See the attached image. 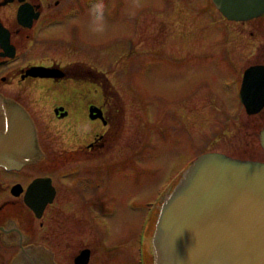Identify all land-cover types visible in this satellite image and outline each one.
<instances>
[{
  "label": "flooded vegetation",
  "instance_id": "af4514ba",
  "mask_svg": "<svg viewBox=\"0 0 264 264\" xmlns=\"http://www.w3.org/2000/svg\"><path fill=\"white\" fill-rule=\"evenodd\" d=\"M116 1V7H106L107 18L114 14L117 15L116 20L123 18L120 17L123 15V0ZM186 1H171L167 3V7L173 15L187 16L186 12H181L177 7ZM201 1L204 5L197 4L196 9L210 21L208 33L213 36L212 50L215 48V54L211 57H225V62L227 61L230 67L235 60L231 59L229 46L222 41H225V37L228 39L229 24L242 25L244 21L227 19L212 0L209 1L212 7L205 0ZM94 2L95 0H0V94L17 102L29 113L36 129L39 149L43 153L40 158L39 151L37 160L19 167L7 168L0 165V264H10L13 257L29 245L47 248L53 253L54 260L61 264L57 259L60 250L52 243L63 240V248L69 249L77 230H84L86 227L83 213L89 214L90 217L94 213L103 222L108 210L103 211L102 208L119 206L124 201V192L130 190L124 187L125 169L130 165L129 161L126 165V159H129L131 154L124 152L122 148L125 97L123 90L114 86V77L110 79L105 68V64L109 62L106 60L109 58V43L117 46L111 58L118 56L119 61L123 57L131 58L119 63L117 76L120 74L122 78L128 74L129 77H134L136 71L132 66H135L136 62L141 63V60L136 59L137 51L131 52L130 47L136 49L137 45H140L139 37H142V42L148 40V50L154 51L157 47L163 48L171 40L178 39V36L181 39L183 36L184 39H189L196 32V37H199V31L205 34L206 29L193 26L180 29L179 33L173 36L164 28V23L160 24L162 29L159 28L162 34L150 32L152 27L149 25H145L144 29L140 28L138 12L133 16L128 29H117V33L110 31L105 34L104 43L100 44L98 39L94 43L88 15V9ZM110 2L108 0V3ZM157 2L160 4L159 10L155 6L153 9L155 13L158 10L163 15L165 12L161 4L164 3L162 0ZM205 4H208L207 10L210 12L205 9ZM117 10L118 14L115 13ZM191 32L193 35L188 37ZM220 35H223V39ZM94 44H99L100 47L97 48L95 57ZM104 44L105 47L102 46ZM259 49L255 48V51ZM127 50L130 55L124 56ZM111 51L113 53V50ZM158 61H161V58ZM247 62L244 65H236L230 78H227L232 81L230 89H236L239 106L244 110L239 95L243 89L245 70L253 66L264 68V56L256 60L249 59ZM139 63L138 66H141ZM255 75L256 80L249 78V85H259V89H263L261 72L256 71ZM131 94L140 100L142 98L139 94ZM181 96L182 98L179 97L170 104L172 112L179 110L181 115L185 112V118L179 116L177 122L174 120L176 125L181 126L179 132L174 131L175 138L179 140L181 137L177 134L187 131L185 128L188 120V102L183 94ZM40 103L48 107L46 113H40ZM144 105V114L149 115V119L145 121L146 125H151L146 134L150 143L148 153L149 157L157 160L155 125L171 127L172 130L173 126L161 121V124L158 121L152 123L151 110L146 108V103ZM263 114L264 106L256 113H247L252 117ZM55 125L62 129L55 132ZM263 125L264 122L261 128ZM158 133L165 134V130ZM120 143L123 146H120ZM206 151L220 150L207 149L203 152ZM220 152L234 156L225 151ZM141 153L142 151L138 152L139 155ZM184 158L173 172L175 179H171L153 200H147L149 223L156 216L158 201L162 202L163 197L171 191L192 160L188 161L187 156ZM135 159H138L137 155ZM249 159L264 161L254 157ZM161 168L159 166L156 170L160 171ZM130 201L133 205L137 204L136 201ZM59 207H68L70 211L64 213ZM76 209L79 210V215ZM91 224L92 217L89 220V228ZM94 232L98 233V230ZM67 235L73 237L66 241L69 238ZM86 248L90 251V260L92 247L87 244H75L72 248L73 263L74 257Z\"/></svg>",
  "mask_w": 264,
  "mask_h": 264
},
{
  "label": "rangeland",
  "instance_id": "374dc122",
  "mask_svg": "<svg viewBox=\"0 0 264 264\" xmlns=\"http://www.w3.org/2000/svg\"><path fill=\"white\" fill-rule=\"evenodd\" d=\"M110 1L108 3V0H103L106 31L102 34L91 31L94 43L96 39L100 44L104 43L105 34L110 31L115 33L117 29H128L132 24L133 16L138 12H140V28L144 29L145 25H149L152 27L150 32L162 34V31L159 30V28L162 29L160 26L162 23L173 36L175 33H179L180 29H188L193 26L206 30L205 34L199 31V37H196L197 32L194 35L193 32L189 33L188 37L190 34L193 35L189 39H184V36L182 39L179 36L178 39L172 37L173 40L165 44L163 48L157 47L154 51L148 50V46H146L148 40L142 42V37H139L140 45H137L136 49L130 47L131 52L137 51L138 58L136 59L141 60V63L136 62L137 68L132 66L136 71V74H133L134 77H129L128 74L122 78L120 74L117 76L118 67L120 70L119 63L131 58L123 57L120 61L118 56L111 58L117 50V46L109 43V58H106L109 62L104 63L105 68L109 73V78L114 77V86L123 90L125 97L124 146L121 143L120 146H123L124 152H131L129 159H126V165H128V161L130 165L127 166L129 168L125 169L124 174V187L130 190L124 192V201L119 206L102 208L103 211L108 210L103 222L92 213L91 228L88 227L91 217L89 214L83 213L86 227L84 230H77L69 249L63 248V240L59 243H52L55 248L60 250L57 259L61 264H74L72 248L75 244L78 246L87 244L92 247V254L87 264H139L140 259H143L145 264H153L150 238L161 200L158 201L156 216L152 218L151 223L148 222L149 205L147 200H153L162 189L166 188V184L175 177L173 172L180 166L181 160L185 156L190 161L201 151L217 149L240 158L264 159V150L257 137L264 122V114L259 117L248 116L246 111L239 106L236 89H230L232 81L227 79L232 75L236 65L240 63L244 65L248 63L249 59L256 60L264 56V51H262L264 49H262L264 46V15L244 21L242 25H228L230 34L228 39L225 37V41L222 42L229 46L231 59L235 60L229 67L227 61L225 62V57L219 56L214 59L211 57L215 54V48L212 50L213 36L208 33L210 21L206 15H202L196 9L197 4L204 5L201 0H187L177 6L181 12H186L187 16L173 15L170 12L167 3L171 1L174 3L175 0H162L164 3L161 4L162 10L169 15L160 14L161 11H158L160 4L157 0H139V7H134V0H123V15L120 16L123 18L119 20H116V14L107 18L106 7H116L117 4L116 0ZM205 1L212 7L210 0ZM154 6L158 9L157 13L153 9ZM207 8L208 4H205V9L207 10ZM115 13L118 14V10ZM144 37L147 39V34ZM220 38L223 39V35H220ZM105 45L102 46L105 47ZM98 47L99 44L93 45L94 57ZM255 48L260 49L255 51ZM221 53L224 54L222 51ZM123 55L129 56L130 53L127 50ZM159 58L161 61H158ZM138 63L141 66H138ZM131 92L142 96L141 100ZM182 94L188 102V120L185 128L187 131L177 134L181 137L179 140L175 138L176 134L174 133L176 132L174 131L179 132L181 126L176 125L177 118L179 116L185 118V112L182 115L179 110L172 112L170 106L175 99L182 98ZM144 103L148 105L146 108L149 107L151 110L150 121L152 123L158 121L160 124L165 122L166 125L172 124L173 126L172 130L171 127L155 125L157 134L154 136V140H156L155 155L157 160L149 157L148 153L150 143L146 134H148L151 125H146L145 122L146 119H149V115L148 113L144 114ZM41 106L40 113H46L48 107ZM138 123L139 125H136ZM61 129L57 125L53 128L55 132H59ZM163 129L165 134L158 133ZM140 151H142L141 155L138 154ZM135 155L138 156V159H135ZM159 166L162 167V170L157 171ZM130 200L136 201L137 204H131ZM59 209L64 213L70 211L68 207H59ZM76 212L79 215L78 209ZM86 216L88 217L86 218ZM93 229L98 230V233H95ZM72 237L73 235L66 241Z\"/></svg>",
  "mask_w": 264,
  "mask_h": 264
},
{
  "label": "water",
  "instance_id": "95a60500",
  "mask_svg": "<svg viewBox=\"0 0 264 264\" xmlns=\"http://www.w3.org/2000/svg\"><path fill=\"white\" fill-rule=\"evenodd\" d=\"M212 1L231 20L264 14V0ZM256 71L264 84V68L250 67L239 95L248 114L264 106V88L249 85ZM259 142L264 150V125ZM39 151L41 158L29 113L0 94V165L19 167L37 160ZM151 249L153 264H264V161L220 151L192 159L159 206ZM89 256L83 249L74 263L86 264ZM10 264L58 263L47 248L29 245Z\"/></svg>",
  "mask_w": 264,
  "mask_h": 264
},
{
  "label": "clouds",
  "instance_id": "9594fccd",
  "mask_svg": "<svg viewBox=\"0 0 264 264\" xmlns=\"http://www.w3.org/2000/svg\"><path fill=\"white\" fill-rule=\"evenodd\" d=\"M139 0H134V7H139ZM105 5L103 0H95L88 9L90 18V29L94 33L102 34L106 31V20L104 16Z\"/></svg>",
  "mask_w": 264,
  "mask_h": 264
},
{
  "label": "bare ground",
  "instance_id": "6f19581e",
  "mask_svg": "<svg viewBox=\"0 0 264 264\" xmlns=\"http://www.w3.org/2000/svg\"><path fill=\"white\" fill-rule=\"evenodd\" d=\"M179 178V177H178Z\"/></svg>",
  "mask_w": 264,
  "mask_h": 264
}]
</instances>
